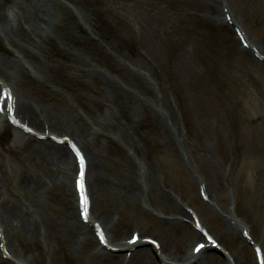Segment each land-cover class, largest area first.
<instances>
[{"label":"rangeland","instance_id":"rangeland-1","mask_svg":"<svg viewBox=\"0 0 264 264\" xmlns=\"http://www.w3.org/2000/svg\"><path fill=\"white\" fill-rule=\"evenodd\" d=\"M58 1L69 23L81 22L63 47L70 57L37 54L50 73L24 75L20 87L71 120L77 135L86 129L92 135L98 124L91 146L108 189H99L92 213L109 212L118 239L141 229L162 250L189 254L203 242L199 231L184 223L159 227L149 214L178 217L182 207L219 248L204 253L209 261L190 264H257L254 248L264 261V62L252 53L264 57L263 1ZM238 31L253 50L241 46ZM92 71L109 86L96 83ZM17 132L0 118V215L14 210L37 225L32 233L7 230L10 254L28 264H89L95 240L69 249L64 220L71 181L54 183L56 171L27 157L40 138ZM23 176L51 183L32 193L19 186ZM191 231L197 236L188 238ZM137 250L147 252L148 264H162L145 246Z\"/></svg>","mask_w":264,"mask_h":264},{"label":"bare ground","instance_id":"bare-ground-1","mask_svg":"<svg viewBox=\"0 0 264 264\" xmlns=\"http://www.w3.org/2000/svg\"><path fill=\"white\" fill-rule=\"evenodd\" d=\"M4 7H6V10H4ZM67 16L69 15L66 7L58 0H0V118L4 122H13L14 124L11 123L12 127L15 131H18L17 133L28 134L27 132H30L34 137L40 138L35 146L29 148L27 157L31 161H38L45 169L49 168L56 171L57 174L54 175L53 179L54 183L59 178L66 185L70 184L71 181L69 193L73 198L69 201L70 207L66 215L67 218L64 220L67 235L71 240L69 249L91 245V242L95 240L98 246L96 245V248L94 247V250L86 256L89 264H148L147 252L137 250L140 246H145L147 249L154 251L163 264H189L199 259L209 261L210 258L204 253L215 251L211 246L212 243L216 242L215 239L209 240V233L203 236V242H201L203 247L198 253H195L193 248L198 246L200 242L191 248L189 254L183 252L180 254V252L162 250V243L157 244L158 249L149 244L141 229L134 232L136 235L131 234L127 240L118 239L111 231L115 223L112 222V216L108 217L109 212L101 211L99 216L92 213L93 198L98 196L97 193L99 189H102V186L103 192L108 189V183L104 181L103 175L100 173L101 165L98 158H101V156H99L97 149L91 146L95 144L97 137L95 134L101 133L98 124L96 122L92 124L93 130H96L93 131L92 135L89 129H86L85 134H78V136L70 128L71 120L64 121L65 117L62 114L57 110L50 109L43 102L38 104V100L31 97L33 91L30 87L24 89L20 87L21 78L24 75L33 78L34 75L39 77L43 71L50 73L48 61L46 63L39 62L37 54H45L48 60L51 56L50 52L60 57L62 55L66 58L70 57L64 48H66V44H71L70 37L74 35L70 29L80 25L81 22L77 19L73 23H69ZM226 21L227 19H225ZM54 31L58 35V40L54 38ZM242 37H240L241 41L250 50H253ZM47 45L50 46L49 49H47ZM252 53L256 59L258 58L264 62V57L258 51L253 50ZM91 73V77L94 78L96 83L109 86V82L104 81L96 72L92 71ZM3 95L4 97H2ZM131 101L127 98L128 109L133 106ZM153 121L158 127L159 123L156 120ZM90 135L92 138L89 137ZM17 139H19L18 134L13 140L17 142ZM25 139L26 141L30 140L29 137H25ZM72 148L78 152V157L75 156L76 154H74ZM78 159H82L85 166L84 187H81L80 190L82 191L79 193L74 186L77 179L78 166L76 162ZM144 174V183L147 185L150 183L148 174ZM2 180L3 178L0 177V187L5 186L1 182ZM47 180L44 184L43 179L36 180L32 176H23L19 178V186L35 193L50 185L51 178H47ZM41 185L43 186L41 187ZM80 193L87 197L86 205H88V208L86 212L83 210L81 202H79L78 196ZM160 198L163 201L168 200L164 193ZM32 201L34 202V200ZM144 206L148 208L146 205ZM178 210L180 212L178 217L172 218L161 212L155 213L148 209L149 214L158 221L157 225L159 227L167 226L169 223L177 226L184 223L195 229V216L182 207H178ZM7 212L0 215L1 262L6 259L12 264H28L26 261H21L10 254V239L6 238L5 233L7 230L9 232L13 230L21 231L23 228L26 229V232L30 231L32 233V227L37 225L36 221L22 219L14 210L10 211L8 209ZM229 220L233 222L232 224L236 229L237 227L238 229L241 228L234 223L233 219L230 218ZM242 232H245V230L242 229ZM246 233L245 236H249V232ZM101 234L104 237V242H101ZM133 236L134 239L131 240ZM195 236H197L195 231L188 233V238ZM111 249L116 252H124V254H112L110 256L106 251ZM221 264L236 263L223 259Z\"/></svg>","mask_w":264,"mask_h":264},{"label":"snow or ice","instance_id":"snow-or-ice-1","mask_svg":"<svg viewBox=\"0 0 264 264\" xmlns=\"http://www.w3.org/2000/svg\"><path fill=\"white\" fill-rule=\"evenodd\" d=\"M101 242H104V237L102 234H101Z\"/></svg>","mask_w":264,"mask_h":264}]
</instances>
